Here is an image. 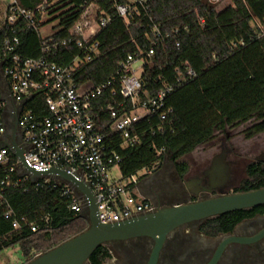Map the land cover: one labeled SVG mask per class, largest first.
<instances>
[{
    "label": "trees",
    "instance_id": "16d2710c",
    "mask_svg": "<svg viewBox=\"0 0 264 264\" xmlns=\"http://www.w3.org/2000/svg\"><path fill=\"white\" fill-rule=\"evenodd\" d=\"M118 2L130 4L131 0ZM94 3L111 21L96 37L99 55L77 72V83H96L98 76L109 78L129 55L154 46L155 55L144 65L146 88L151 95L173 88L164 109L136 124L140 143L122 151L119 167L124 178L153 167L167 156L181 176L187 175L191 170L188 155L215 140L225 126L237 127L255 120L245 131V138L264 134V0H229L221 9L219 2L210 0H150L145 8L137 6L129 24L115 15L113 0H17L21 8L35 13L36 26L20 20L4 33L20 39L23 56L45 55L60 66H69L83 56L77 45L80 38L73 37L70 30ZM43 12L49 19L39 23ZM56 21L57 31L42 38L40 30ZM156 28L161 33L159 38ZM52 44L59 47L51 55L44 54V47ZM186 62L196 77L179 84L176 68H184ZM122 101L119 93L113 96L108 91L98 103L104 108ZM168 110L172 111L162 121L161 115ZM109 140L121 142L113 134ZM262 188L264 162L252 161L234 192ZM63 190V185L53 181L23 180L19 187L0 191V253L19 245L28 263L34 254L45 253L86 231L87 219L70 211V198L63 195ZM260 210L264 212V207L209 219L207 232H231ZM32 225L38 226L37 232L31 230ZM104 254L107 250L101 246L92 258L100 262Z\"/></svg>",
    "mask_w": 264,
    "mask_h": 264
},
{
    "label": "built area",
    "instance_id": "2783aa9c",
    "mask_svg": "<svg viewBox=\"0 0 264 264\" xmlns=\"http://www.w3.org/2000/svg\"><path fill=\"white\" fill-rule=\"evenodd\" d=\"M113 1L115 15L129 24L137 6L145 8L150 0H131L130 4ZM92 5L94 17L89 21ZM92 5L70 30L73 37L80 38L77 45L83 56L69 66H60L45 55L30 58L19 52L20 39L6 36L5 28L20 20L35 27V13L21 8L17 0H0V191L19 187L23 180L31 181L25 174L24 163L38 172L65 170L91 188L100 222L114 224L154 208L151 201L136 192L137 173L127 177L130 181L127 185H122L110 178L109 170L119 167L123 150L139 145L136 124L150 113L164 109L173 88L166 87L155 95L146 88L144 65L155 55L154 46L129 55L109 78L98 76L96 83H77V72L99 55L96 37L111 21L97 4ZM46 16L43 12L39 23L45 22ZM156 32L161 37L158 28ZM58 47V44L45 46L44 54L51 55ZM176 75L179 84L196 77L188 62L184 68H176ZM108 91L113 96L119 93L123 101L117 106L101 107L99 99ZM171 111H165L161 120L165 121ZM112 134L120 137L119 144L109 140ZM14 144L24 152V163L16 156ZM164 162L165 158L148 174H154ZM40 180L64 186L63 195L70 198L71 212L81 215L87 210L85 197L68 184ZM13 226L18 228L17 223ZM31 230L37 232L38 226L32 225Z\"/></svg>",
    "mask_w": 264,
    "mask_h": 264
},
{
    "label": "water",
    "instance_id": "95a60500",
    "mask_svg": "<svg viewBox=\"0 0 264 264\" xmlns=\"http://www.w3.org/2000/svg\"><path fill=\"white\" fill-rule=\"evenodd\" d=\"M210 1L217 2V0ZM14 149L16 156L24 163V152L15 144ZM232 153L231 147L223 143L220 152L213 157L210 167L204 172V177L209 179L207 184H202V179H197L196 184L193 183V180L185 181V186L188 187L192 197L197 198L201 194H216V196L187 204H175L156 214L114 224L100 222L96 198L84 181L77 179L65 170L54 168L38 172L24 163L25 174L30 176L32 183H37L40 179L60 180L83 195L88 207L80 216L87 219L89 224L88 229L83 233L37 256L26 264H85L93 253L105 244L140 237H150L155 240L156 245L150 264H156L165 239L174 230L228 213L264 206V188L250 192L227 193V190L232 186L234 177L233 166L235 163L229 160ZM252 160L264 162V151ZM193 185L196 186L195 190L192 189Z\"/></svg>",
    "mask_w": 264,
    "mask_h": 264
},
{
    "label": "flooded vegetation",
    "instance_id": "af4514ba",
    "mask_svg": "<svg viewBox=\"0 0 264 264\" xmlns=\"http://www.w3.org/2000/svg\"><path fill=\"white\" fill-rule=\"evenodd\" d=\"M209 167L210 165L195 174L191 169L185 176L178 173L172 161L163 172L161 167L158 168L154 172L157 177L150 184L141 186V192L153 203L154 208L135 218L156 214L175 204H187L216 196L201 194L195 198L185 186V181L193 180L196 184L197 179H202V184H207L209 179L204 177V172ZM192 189L195 190L196 186L193 185ZM207 221L188 224L171 232L163 243L156 264H264L262 210L238 223L228 233L208 234L205 226ZM155 245V240L150 237L111 242L103 245L107 250L103 260L96 262L91 256L85 264H150Z\"/></svg>",
    "mask_w": 264,
    "mask_h": 264
},
{
    "label": "rangeland",
    "instance_id": "374dc122",
    "mask_svg": "<svg viewBox=\"0 0 264 264\" xmlns=\"http://www.w3.org/2000/svg\"><path fill=\"white\" fill-rule=\"evenodd\" d=\"M220 3L219 9L223 8L229 3V0H223ZM92 8L88 12V19L94 17L95 5L91 6ZM48 20L49 18L46 16L44 18ZM58 25V21L50 23L46 25L40 32V35L43 38H47L52 36L57 30L55 27ZM253 124H255V120L250 121L245 124H241L237 127H224L221 131L216 133V139L212 142L202 145L198 147L193 153L188 155L187 160L191 163L192 173L195 174L200 171L206 164L209 158L217 151L221 150V146L223 143H226L229 147L233 148L236 152H233L229 158L235 157L237 164V169L234 171V177L232 186L227 190L228 194L235 193V189L239 186L237 182L239 179H243L246 177L245 167L252 162L253 158L258 156L261 151H264V134L258 135L253 139L245 138V131L249 129ZM160 162V161H159ZM171 162L170 156L166 157V162L163 166H167ZM155 166V165H154ZM153 167L142 169L137 173L135 179L139 184L148 183L157 177L156 174H148V171H152ZM165 166V167H166ZM164 167V168H165ZM162 168V172L164 170ZM109 176L112 180L116 181L118 184L127 185L130 181L127 178H124L121 170L118 166L113 167L109 170ZM21 248L19 245H14L4 252L0 253V264H26L27 260H20L21 256ZM43 253H36L31 255V257L36 258L37 256ZM23 255V254H22ZM18 259V260H17Z\"/></svg>",
    "mask_w": 264,
    "mask_h": 264
},
{
    "label": "crops",
    "instance_id": "0c3cea01",
    "mask_svg": "<svg viewBox=\"0 0 264 264\" xmlns=\"http://www.w3.org/2000/svg\"><path fill=\"white\" fill-rule=\"evenodd\" d=\"M219 152H220V150L217 151V152H215V153L209 158V160L207 161V164H206L203 168L209 166L210 163H211V161H212V159H213V157H214L215 155H217ZM229 160H230V161H233V162L235 163L234 166H233V169H234V171H235V170L237 169V164H238V162L235 161V160H237V159H235V157H233V159H232V158H229ZM165 162H166V157H165ZM165 162L162 164V166H161L160 169L164 168L163 165L165 164ZM190 164H191V163H190ZM203 168H202V169H203ZM245 173H246V167H245ZM245 175H246V174H245ZM243 179H244V178H243ZM243 179H239V180H238V182H237V185H238V186L240 185V183H241V181H242ZM151 182H152V181H150V182H148V183H143V184H139V183H138V186H137L136 192H137L140 196H142V197L148 199V197H146V196L141 192V186H142V185L150 184ZM148 200H149V199H148ZM149 201H150V200H149ZM19 259H20V260H25V257L21 254V256L19 257ZM17 260H18V259H17Z\"/></svg>",
    "mask_w": 264,
    "mask_h": 264
}]
</instances>
